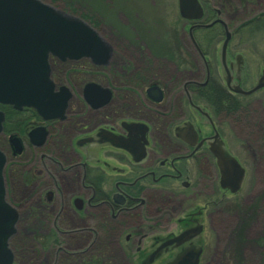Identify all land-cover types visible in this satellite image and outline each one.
Listing matches in <instances>:
<instances>
[{"label":"flooded vegetation","instance_id":"af4514ba","mask_svg":"<svg viewBox=\"0 0 264 264\" xmlns=\"http://www.w3.org/2000/svg\"><path fill=\"white\" fill-rule=\"evenodd\" d=\"M122 19L134 33L105 40V64L55 58L50 78L67 95L61 117L0 104V195L13 226L0 240L3 264H141L154 252L149 264L191 253L197 264H209L220 237L218 215L239 210L232 199L257 153L264 156V130L255 133L264 93L254 96L264 87L237 91L253 87L261 74L246 88L236 26L226 24L231 36L221 62L220 23V32L195 40L203 58L189 27L205 17H179L180 38H159L147 24ZM150 31L153 37H144ZM97 72L103 82L92 77ZM90 81L105 89L94 106L84 98ZM219 155L244 170L236 192L223 186ZM18 184L27 195H17ZM242 219L239 228L252 221ZM184 233L186 239L165 245ZM22 243L30 250L26 260L16 250Z\"/></svg>","mask_w":264,"mask_h":264},{"label":"water","instance_id":"95a60500","mask_svg":"<svg viewBox=\"0 0 264 264\" xmlns=\"http://www.w3.org/2000/svg\"><path fill=\"white\" fill-rule=\"evenodd\" d=\"M177 6L179 15L184 19L200 20L203 16L199 0H177ZM216 22L224 28L225 35L220 48V59L224 62L226 45L231 34L222 19L216 18L206 24H193L189 27V35L197 47L191 33L192 28L208 27ZM198 51L200 52L199 49ZM109 54L107 42L79 17L41 0H0V104H8L16 109L32 107L43 118L61 117L67 103V95L54 90L48 57L54 56L62 60L86 57L94 64L103 65L107 62ZM261 87H264V69L252 88H238L237 91L249 94ZM104 92L105 89L98 83L90 81L84 85V98L93 106V97ZM2 119L3 113L0 112V122ZM34 132H30L31 138ZM219 158L223 186L236 192L241 186L244 170L229 155H219ZM3 162L4 158L0 153V170ZM1 189L0 178V192ZM7 213L0 195L2 241L13 231V226L7 223ZM180 238L186 239L187 236L185 233L181 234L167 241L165 245L176 243ZM1 247L6 249L4 244H1ZM155 255L156 252L150 254L141 264L151 263ZM5 260L6 257L0 252V264ZM197 260V254H182L164 264H197Z\"/></svg>","mask_w":264,"mask_h":264},{"label":"rangeland","instance_id":"374dc122","mask_svg":"<svg viewBox=\"0 0 264 264\" xmlns=\"http://www.w3.org/2000/svg\"><path fill=\"white\" fill-rule=\"evenodd\" d=\"M57 9L83 19L86 23L93 26L97 33L106 39H114L124 36L122 32L127 31L133 34L134 31L124 25L122 16H126L130 23L136 27L142 28L147 24L156 33L159 38H168L170 35L174 38H180L181 21L179 19L177 0H41ZM258 5L255 10L252 8V14L264 12V0H257ZM251 14V15H252ZM220 17L227 20L226 14H220ZM112 33V34H111ZM151 33V34H150ZM237 35V34H236ZM126 36V35H125ZM146 38H152L150 31ZM155 37V36H154ZM235 40H239L240 53L243 56V69L246 73V88L255 84L257 78L264 68V33L247 37L236 36ZM193 62L195 58L194 52ZM52 73L56 76L55 71L57 62L55 58L49 60ZM195 77H200L194 74ZM97 78L96 75H92ZM104 81V77L100 78ZM263 91L259 90L254 96L263 95ZM259 114H262L261 112ZM264 130V116L260 117V124L257 126L256 134L261 129ZM258 151V147H255ZM16 193L19 196L27 195V188L22 184L16 186ZM239 202L242 208H250L258 205L256 215L251 223L242 227L243 236L246 241L242 245H238L237 234L240 230L241 213L239 210L224 211L217 217V226L220 231L217 248L212 253L209 264H235V258L243 260L242 264H257L259 253L263 251L262 245L264 241V156L257 153L256 159L250 163L249 173L246 184L234 199ZM213 243L215 239H211ZM215 243L213 244V246ZM22 249L18 250V254L22 260L28 258L30 250L25 249L28 244L22 243ZM264 247V246H263ZM238 253V254H237Z\"/></svg>","mask_w":264,"mask_h":264},{"label":"trees","instance_id":"16d2710c","mask_svg":"<svg viewBox=\"0 0 264 264\" xmlns=\"http://www.w3.org/2000/svg\"><path fill=\"white\" fill-rule=\"evenodd\" d=\"M205 8V22L210 21L215 16L216 9L220 10V14H226L227 20L225 22L228 25L236 26L235 32L240 37H247L252 35H256L257 33H264V12L260 11L256 14H252V8L255 10V6L258 5L257 0H202ZM252 12V13H251ZM252 14V15H251ZM221 27L219 24H214L213 26L206 29H196L193 31V37L198 42L201 39L202 32H209L208 37L211 38L215 32H220ZM200 45V44H199ZM88 66V64H86ZM97 78H103V76L97 72ZM100 82H103L99 79ZM259 205V204H258ZM258 205L251 206L250 208H242L239 206V211L241 213V218L243 221H247L248 219H253L256 215V208ZM248 222V221H247ZM243 227V226H242ZM242 228L239 230V234L237 237L238 245H242V242L246 241L242 233ZM241 232V233H240ZM264 241H263V251H261L258 255L257 264H264ZM238 254V253H237ZM243 260H239L235 258V264H242Z\"/></svg>","mask_w":264,"mask_h":264}]
</instances>
